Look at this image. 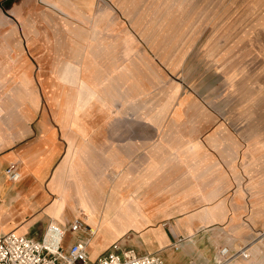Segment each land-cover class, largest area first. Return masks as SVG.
Listing matches in <instances>:
<instances>
[{
	"label": "crops",
	"instance_id": "obj_1",
	"mask_svg": "<svg viewBox=\"0 0 264 264\" xmlns=\"http://www.w3.org/2000/svg\"><path fill=\"white\" fill-rule=\"evenodd\" d=\"M98 6L97 0H0V15L14 23L7 37L1 35L4 28L0 26V208L16 207V225L0 227V234L15 231L37 238L34 232L40 221L35 216L49 206L53 196H58L50 208L54 219L79 202L80 207L87 209L85 215L102 222V213L110 215L111 210L105 211L106 205L97 202L94 212L87 201L105 185L111 171L124 170L122 177H129L125 183L130 184V203L118 217L120 221L105 220L104 226L113 230L117 238H109L114 242L106 247L90 246L92 263L112 244L122 241L139 254L159 255L164 264H219L221 248H231L234 240L246 245L250 238L244 230L236 236L231 233L232 240L215 232V226L227 225L228 231L229 226L247 224L241 220L245 213L243 190L232 182L227 143L222 147L225 133L230 134L227 129L211 117L210 126L203 131L192 127L191 132V126H183L181 119L175 122L172 127L188 129L187 145L200 142L205 149L201 151L202 145L195 144L192 150L202 155V162L198 168L185 166L174 151L160 142L162 128L168 127L173 116L167 121L165 118L160 127L142 120L148 114L147 107L142 101L138 103L141 93L132 90L142 84L141 76L145 84L147 76L129 61L132 47L129 38H116L123 44V64L130 68V74L123 78L122 90L107 83L110 81L101 72V58L85 54L79 68L77 60L62 56V52L58 61L34 57L29 52V44L43 33L60 34V41L73 46L78 45L79 38L83 42L89 38L88 51L93 34L102 32L101 26H110L104 32L114 33L109 10L99 11ZM128 10L124 9L127 16L131 13ZM104 34L106 40L107 33ZM104 38L101 43H105ZM107 64L113 65L114 59ZM42 65H55L54 71L42 73ZM41 79L44 91L36 88ZM7 88L9 91L5 92ZM26 96L32 99L22 105V110L14 107L13 97ZM37 96L46 97V112L53 114L50 119L49 115L41 114V99L39 102ZM191 101L195 100L183 104ZM155 107L153 121L157 124L162 122L165 110L164 105L156 103ZM140 108L145 109L140 112ZM201 109L210 115L204 107ZM72 113L75 119L69 120ZM68 129L74 130V134L69 135ZM69 136L73 144L82 147L67 155ZM232 138V143L240 146L235 156L238 169L243 144L237 137ZM215 140V146L222 147L221 154L212 148ZM10 165H15L22 174L16 183L7 179L5 172ZM131 181L135 184L131 185ZM135 192L140 194V203L133 205ZM133 208L146 212H128ZM0 215V221L5 219V212ZM76 219L79 218L58 225L67 227ZM56 223L52 220V224ZM135 239L149 240L155 246L145 250ZM179 239L183 242L175 247ZM250 253L249 259L235 264H264V248L254 247Z\"/></svg>",
	"mask_w": 264,
	"mask_h": 264
},
{
	"label": "rangeland",
	"instance_id": "obj_2",
	"mask_svg": "<svg viewBox=\"0 0 264 264\" xmlns=\"http://www.w3.org/2000/svg\"><path fill=\"white\" fill-rule=\"evenodd\" d=\"M97 2L99 11L109 10V21L114 33L104 32V30L109 31L110 26L105 25V28L101 26L102 32L93 34L92 47L88 51L86 47L89 38L86 42L79 38L78 45L73 46L66 41H60L58 38L60 34H37L39 36L31 45L29 44L30 54L34 57H47L58 61L62 52V56L77 60L79 68L85 54H91L97 60L102 59L100 68L104 78L110 81L107 83L109 85L113 83L122 90L125 83L123 78H127L130 74V68L123 64L125 56L123 44L117 42L116 38L122 40L123 37L129 38L132 46L129 49L131 50L129 61L136 63L147 76L145 84L141 76L142 84L136 85L137 87L132 90L133 93H141L138 103L142 101V105L147 107L148 114L142 120L160 127L165 118L167 121L173 116L168 122V127L162 128L160 142L166 149L176 153L180 163L185 166L189 164L190 167L195 165L198 168L202 162V155L195 154L197 152L192 150L193 146L196 147L195 144L200 142L187 145L188 141L185 138L188 129L172 127L178 120H183L182 125L191 126V132H194L192 127L203 131L210 126L211 119H214L216 124L223 125L230 133H225L227 137L223 139L222 147L224 149L223 144L227 143L226 151L230 159L228 163L232 171V182L243 190L241 196L244 198L245 213L241 220L248 225L244 223L229 226V232L225 230L227 225L215 226L217 228L215 232L232 240V234L236 236L244 230L242 232L246 231L245 235L250 237L247 244L243 245L241 241L234 240L231 248L240 250L250 247L248 244L255 240L259 232L264 231V0H97ZM126 8L131 12L128 16L124 13ZM13 25L12 20L0 15V26L4 28L1 34L3 37L10 34ZM104 33H107V41ZM103 38L105 43H101ZM112 59L114 64H107V61L112 62ZM40 67L43 68L42 73L45 70L53 72L55 65ZM37 83L39 86L37 85L36 88L39 87L44 91V81L41 79ZM143 86L146 87L145 90L142 89ZM126 90L127 87L124 91ZM8 91L9 88L5 92ZM37 97L39 102L41 99V114L49 115L50 119L53 114L46 112L44 101L46 97ZM28 99L32 98L13 97V105L21 109L22 105L29 101ZM189 100L195 101L183 104ZM156 103L164 105L165 110L162 122L157 124L153 121ZM199 105L210 115L208 116ZM144 109L140 108V112ZM74 115L69 114L68 119L74 120ZM158 129L160 131V128ZM68 133L74 134V130L68 129ZM231 135L237 137L243 144L240 151L243 157L239 156L237 160L238 169L235 156L240 146L232 143L234 140ZM68 143L67 155L82 147L80 144H73L70 136ZM215 144L216 140L212 148H216L221 154L219 148L222 147ZM201 147L203 149L201 151H204V146ZM167 168L168 166L164 170ZM123 174L124 170L111 171L105 185L94 192V198H89L87 201L90 210L94 212L97 211V202L98 205H106H104L105 211L111 210L110 215L102 213L104 217L101 219L102 222H99L100 219L94 220L92 216L85 215L87 209L80 207L79 202L74 207H67L60 218L54 219L50 214V208L57 202L58 196H53L49 206L39 210L35 216L40 221L35 227L36 239L42 238L45 225L52 223V220L58 225L60 222L75 218H89L91 228L96 230L90 246L97 249L102 245L106 247L113 243L114 241L109 238L115 239L117 236L113 230H109L104 225L105 220H119L118 217L127 210L125 207L130 203L128 199L130 184L125 183L129 177H122ZM133 184L135 183L131 181V185ZM132 195L134 196L132 201H136L132 204L140 203V194L135 192ZM115 204L118 206L117 209L107 207ZM129 211L146 212L141 208H133ZM0 212H5L6 216L0 221V227L9 228L16 225L14 205H10L7 209L0 208ZM73 239L74 234L69 232L66 235L65 246ZM135 243L145 250L155 246L149 240L135 239ZM92 261L94 259H91Z\"/></svg>",
	"mask_w": 264,
	"mask_h": 264
},
{
	"label": "built area",
	"instance_id": "obj_3",
	"mask_svg": "<svg viewBox=\"0 0 264 264\" xmlns=\"http://www.w3.org/2000/svg\"><path fill=\"white\" fill-rule=\"evenodd\" d=\"M9 182L16 183L21 179V172L15 165L6 169ZM71 232L74 239L65 246L66 235ZM96 231L92 232L82 218L74 220L69 226L48 224L40 240L17 232L0 235V264H164L157 254H139L122 241L112 244L96 262L90 259V245ZM254 241L240 250L227 246L219 251V264H235L238 260L251 257L252 244L264 248V231L257 234ZM179 239L175 247L181 244Z\"/></svg>",
	"mask_w": 264,
	"mask_h": 264
},
{
	"label": "bare ground",
	"instance_id": "obj_4",
	"mask_svg": "<svg viewBox=\"0 0 264 264\" xmlns=\"http://www.w3.org/2000/svg\"><path fill=\"white\" fill-rule=\"evenodd\" d=\"M83 219V218H82ZM83 220H85L86 222H87V224L89 225V227L91 228V224H90V221H89V218H85V219H83ZM96 230L94 229V228H92V232H95ZM254 247H257V244H255V245H252V247H251V249H253Z\"/></svg>",
	"mask_w": 264,
	"mask_h": 264
}]
</instances>
